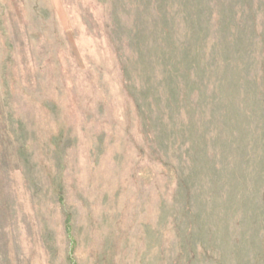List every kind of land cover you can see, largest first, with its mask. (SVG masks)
<instances>
[{
    "label": "rangeland",
    "instance_id": "rangeland-1",
    "mask_svg": "<svg viewBox=\"0 0 264 264\" xmlns=\"http://www.w3.org/2000/svg\"><path fill=\"white\" fill-rule=\"evenodd\" d=\"M0 264H264V0H0Z\"/></svg>",
    "mask_w": 264,
    "mask_h": 264
}]
</instances>
